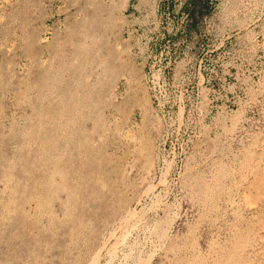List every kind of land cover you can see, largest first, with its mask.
<instances>
[{"label": "rangeland", "instance_id": "obj_1", "mask_svg": "<svg viewBox=\"0 0 264 264\" xmlns=\"http://www.w3.org/2000/svg\"><path fill=\"white\" fill-rule=\"evenodd\" d=\"M264 264V0H0V264Z\"/></svg>", "mask_w": 264, "mask_h": 264}, {"label": "bare ground", "instance_id": "obj_2", "mask_svg": "<svg viewBox=\"0 0 264 264\" xmlns=\"http://www.w3.org/2000/svg\"><path fill=\"white\" fill-rule=\"evenodd\" d=\"M95 264H97V262H95Z\"/></svg>", "mask_w": 264, "mask_h": 264}]
</instances>
